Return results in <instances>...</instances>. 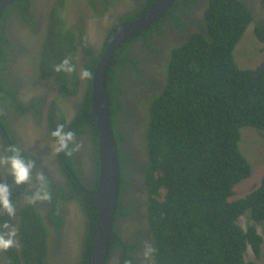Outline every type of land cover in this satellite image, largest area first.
I'll return each mask as SVG.
<instances>
[{
	"label": "trees",
	"instance_id": "1",
	"mask_svg": "<svg viewBox=\"0 0 264 264\" xmlns=\"http://www.w3.org/2000/svg\"><path fill=\"white\" fill-rule=\"evenodd\" d=\"M62 1L56 0L48 6L50 14L42 39L45 53L41 52L39 64V72L44 79L53 77L48 93L53 98L49 103L43 98L33 99L29 105L26 104L24 110L26 112L30 107L36 108L47 102V137L55 141L50 133L57 125L65 124L63 115L57 113L62 109L60 104L68 103L62 100L74 98L77 105L81 104L80 113L69 127L65 126V130L75 132L77 137L83 133L89 134L97 152L98 133L89 115L91 79L86 81L88 88L85 90L80 88L82 80L77 66L72 74L53 71V66L65 57H71L72 63L76 65L73 55L76 49L74 33L66 30V22L60 16L62 8L59 5ZM154 1L145 0L140 8L117 17L116 28L140 17ZM178 2H181L182 12L188 13L185 7L192 1L175 0L158 23L122 43L109 62L106 90L113 135L118 143L124 138L118 127L120 114L128 116L126 106L119 100V86L122 82L119 80L120 72H128L126 67H121L130 64L137 71L136 74L139 73L137 56L132 57L128 49L139 41L149 44L151 32L155 29L158 33L161 32L159 24L163 19H178L175 16ZM14 3L24 16L28 0ZM6 14L5 8L0 12V20ZM203 22L206 27L204 32L191 34L186 42L171 50L167 65L159 68V73L164 75L159 84L156 81L154 91L149 94L140 92L138 103H134L135 117L145 113L140 122L144 125L140 139V159L145 162L139 176L142 185L140 191L134 189L136 187L131 182L132 174L127 173V168L130 167L125 166L127 159L118 146L119 180L113 221L121 215H134L133 211L138 210L145 219L144 224L149 226L155 237L156 260L159 264H261L259 259L263 237L255 224L264 222V171L257 187L238 199L230 198L234 195V187L252 173L251 164L239 148L240 129H264V66L256 70H242L234 63L233 49L252 22V16L242 2L210 0ZM254 34L264 43V29L255 26ZM108 39L109 37L106 42ZM136 39L138 40L135 41ZM3 41L0 29V44ZM59 41L67 42L66 49L61 52L57 46ZM80 43L83 44V41ZM84 47L89 57L84 68L93 73L101 54L94 57L91 49L86 45ZM4 59L2 55L0 71L3 69L1 64ZM139 76L137 78L144 88L149 80L146 75ZM0 89L3 92L7 90L1 77ZM82 97V103H79ZM140 99L146 102L142 104L143 110L139 104ZM59 158L61 170L68 180L71 195L73 194L70 197L81 198L88 220L82 256L77 254L73 259L80 260L81 264H90L92 236L97 218L95 203L83 191L81 178L70 164L71 158L64 153H60ZM132 169L136 170L134 167ZM94 182L91 192L96 189L97 178ZM20 187L12 188V195ZM130 187H133L136 199L140 201L138 208L127 197H123L124 190H130ZM51 189L55 194L52 193L50 212L55 218L49 217L56 226L63 221V217L56 216L57 210L67 204L62 187L51 186ZM24 205L18 229L22 242L20 259L24 260V264H45L43 258L47 247V232L43 228L41 212L34 204L26 202ZM246 212L249 213L252 224L244 229L238 224V219ZM1 214L4 213H0V219ZM114 239L112 235L108 256ZM7 251L12 262L17 264L13 251ZM248 251H251L253 259L246 258Z\"/></svg>",
	"mask_w": 264,
	"mask_h": 264
},
{
	"label": "flooded vegetation",
	"instance_id": "2",
	"mask_svg": "<svg viewBox=\"0 0 264 264\" xmlns=\"http://www.w3.org/2000/svg\"><path fill=\"white\" fill-rule=\"evenodd\" d=\"M55 1L28 0V7L24 16L21 15V9L15 7L13 2L12 5L10 4L6 7L7 14L3 18L1 17L0 29L1 34L4 36V41L0 44V55H3L5 59L1 64L3 69L0 71V77L5 83L7 92H3L0 89V153L8 155L11 154L7 151L10 147L19 148L21 155L25 159L30 158L35 161L33 177H35L37 172H43L49 181L48 187L53 194H55V191L51 189V186L63 188V195L66 198L64 200L67 205H62L63 208L57 210L56 216L63 217V221L60 225H56L57 227L49 217L55 218L50 212L52 209L50 203L35 205L41 212L43 228L47 232L45 238L47 247L43 261L45 264H81L80 260L73 259L71 253L74 252V244H78L80 252L77 251L76 254H79L80 257L82 256L84 241L88 232V220L85 217L81 198L79 196L70 197L73 194L71 195L72 191L68 186V180L61 170L62 164L59 154L54 152L55 145L53 143L55 141L47 137L45 105L53 98L52 95H48L53 77L44 79L39 72L40 54L42 51L45 53L42 39L46 32L50 14L48 6ZM188 1H192L189 6L185 7L188 13L182 12L181 2H178L175 7V16L178 19H163L159 24L162 29L161 32L158 33L157 29L153 30L148 40L149 44L139 41L136 42L135 46L128 49V53L132 56L141 47L145 48L144 53L139 52L137 56L138 74H136L137 71L130 64H125L121 67H126L128 72H120L119 80L122 82L119 86V90H121L119 100L126 106L128 116L125 117L120 114L121 120L118 121V127L120 135H123L124 138L119 143H116L122 149V155L127 159L125 166L130 167L129 169L127 168V173L129 175L132 174L131 182L136 187L134 188L136 191L141 189L142 184L139 182V176L145 162L140 159V139L143 133L138 128L140 120L134 116L135 113L133 114L134 103L138 99L136 96L140 95V92L149 94L154 91L156 81L159 84V80L162 78L159 68L167 65L171 50L174 47L181 46L191 34L205 31L203 15L210 0ZM239 1L246 8L247 4L255 6L251 8V11L257 12V14L250 12L253 17L252 24L264 29V0ZM62 2L59 5L62 8L61 20L66 22L64 26L66 30L74 33V47L76 49L73 55L75 56L77 72H80V69L84 68V65L89 60L84 45L91 49L94 57H98L105 49L106 39L112 35L111 32L117 29L119 16H125L127 12L140 8L144 5L145 0H63ZM94 8L97 10L94 11ZM247 10L249 11L248 8ZM103 23H107L105 27H103ZM81 41H83V44L80 43ZM65 56L67 55L65 54ZM156 65L159 66L156 67ZM157 68L158 70H156ZM150 69H153L152 71H155L156 75L148 76L151 74L147 75L148 72L146 70ZM139 75H146L147 80H149L148 85L144 86V88L142 87V82L137 78H140ZM87 85L86 81H82L80 88L86 90L88 88ZM143 89L146 91H143ZM42 98L47 101L45 104L36 108L30 107L25 112L24 109L31 100ZM82 99L83 97L79 103H82ZM74 100V98L62 100L64 102L68 101L69 104H60L62 109L57 112L59 115H63L65 119L64 125L68 127L80 113L81 104L77 105ZM77 140L82 145L79 150L80 153H75L70 157V164L75 167L77 174L81 178L84 186L83 191L89 195L95 183L94 181L98 178V149L95 152V145L91 142L92 137L87 133L79 135ZM132 167L136 168V170L132 169ZM83 174H85L86 179ZM0 182L8 184L11 187L10 189L15 187L12 177L2 168H0ZM33 184H35L34 180ZM33 190L34 188L30 189L27 185H23L11 195L10 199H13L17 208L15 217L9 218L6 213L1 214L0 224L7 222L10 227L14 226L17 231L16 246L10 248L16 255L15 262L17 264H24V260L20 259L22 242L18 233L21 210L27 202L26 198L31 196ZM123 205L126 206V203ZM72 206L75 208L77 206L81 216L76 226L79 228L78 232L80 234L77 240L76 237L74 239L73 236H68L70 230L72 231L71 220H69L70 216L73 218ZM136 208H138V205ZM136 212L139 216H142L138 210ZM136 212H134V215L128 213L118 216L113 221L115 242L106 264H159L156 260V251L147 259L141 255L146 243L150 244L155 250L157 244L149 226L144 224L147 228L146 231L134 230L138 218H135ZM4 231H7V229H4ZM0 264H14L8 255V251L0 252Z\"/></svg>",
	"mask_w": 264,
	"mask_h": 264
},
{
	"label": "water",
	"instance_id": "3",
	"mask_svg": "<svg viewBox=\"0 0 264 264\" xmlns=\"http://www.w3.org/2000/svg\"><path fill=\"white\" fill-rule=\"evenodd\" d=\"M16 0H0V12ZM175 0H155L140 17L118 27L106 43L91 79L89 115L98 133V178L96 189L89 193L96 207V222L92 236L90 264H106L108 245L113 235V215L119 180L118 145L113 135L106 72L113 53L131 37L162 18ZM1 56V55H0Z\"/></svg>",
	"mask_w": 264,
	"mask_h": 264
},
{
	"label": "clouds",
	"instance_id": "4",
	"mask_svg": "<svg viewBox=\"0 0 264 264\" xmlns=\"http://www.w3.org/2000/svg\"><path fill=\"white\" fill-rule=\"evenodd\" d=\"M53 71L56 73L72 74L76 71V65L72 63L71 57H65L58 64L53 66ZM92 77L93 73L91 71L83 67L80 69L79 78L82 81L90 80ZM50 136L55 140V154L64 153L65 156L72 157L82 146L77 140L76 133L71 130L66 131L64 124L57 125L50 133ZM7 151L11 154L6 155L0 153V168L4 169L5 172L12 177L15 186L19 187L27 185L30 189L34 188L31 196L26 198L27 203L34 205L39 203H51L52 192L48 187L49 181L45 174L43 172H37L35 177H33L35 161L30 158L25 159L21 155L19 148L10 147ZM33 180L35 181V184H33ZM11 195L10 186L6 183L0 182V213H6L9 218L15 217L17 212L16 205L13 200L10 199ZM24 206L25 205H23V207ZM36 209L39 211V208L36 207ZM259 224L262 223L255 224L256 228ZM4 229H7V231H4ZM16 235L17 231L14 226L10 227L7 222L0 224V252H5L16 246ZM154 251L155 249L150 244L146 243L141 255L147 259L154 253Z\"/></svg>",
	"mask_w": 264,
	"mask_h": 264
},
{
	"label": "rangeland",
	"instance_id": "5",
	"mask_svg": "<svg viewBox=\"0 0 264 264\" xmlns=\"http://www.w3.org/2000/svg\"><path fill=\"white\" fill-rule=\"evenodd\" d=\"M252 7L255 6L247 4V8L249 9V11L253 14H257V12L251 11ZM106 24L107 23H103V27H105ZM254 25L251 23L247 27L240 41L236 44L232 52L234 63L239 69L242 70H247V69L256 70L264 66V44H262L254 35V27H255ZM57 46L61 52L63 49L64 50L66 49L67 42L59 41ZM144 51L145 48L141 47L139 51L135 52V55L138 56L139 52L144 53ZM159 71H161V69H159ZM146 72H148L147 75L155 74V71H152V69L146 70ZM163 75L164 73L161 74V76ZM136 97L139 99L138 95ZM138 99L135 101L136 103H138ZM143 103L146 102L140 99L139 104L142 110H143L142 108ZM135 105L137 106L138 104ZM144 117H145V113L144 114L141 113V115H139V117L137 118L141 122L144 119ZM138 128L142 130V133L144 132V125L142 123H140ZM53 144L55 145V143ZM239 148L240 151L244 154V156L248 159L249 163L251 164L252 173L249 178L241 181L239 184H237L234 187V195L230 198L231 200L238 199L244 196L246 192H249L250 189L257 187V185H259L260 183V179L264 171V129L257 130L252 127H242L240 129ZM83 177L85 178V174H83ZM125 196L128 198L130 202L134 203L135 206L139 205L138 203H140V201L136 199L137 195L134 193L133 187H130V190L129 189L128 190L126 189V191L124 190L123 197ZM71 211L73 214V218H71L70 216L69 220H71L72 231L70 230L68 236L69 237L73 236V238L76 237L77 240V238L80 237V234L78 232L79 228L76 226H77V221H79V218L81 216L79 214V210L77 209V206L76 208L72 206ZM135 218H137L138 223L136 222V227L134 230L146 231L147 228L143 225L145 219L142 216H139L137 212ZM238 224H240L243 228H245L248 224H252L251 220L249 219V213L246 212L244 215H242L238 220ZM257 229L264 239V223L259 224L257 226ZM77 251L80 252V246L78 244L77 245L74 244V252L72 251L73 253H71L72 257L77 255L76 254ZM261 251L262 254L259 259V262L261 264H264V241L261 246ZM246 258L253 259V255L251 251L247 252Z\"/></svg>",
	"mask_w": 264,
	"mask_h": 264
},
{
	"label": "bare ground",
	"instance_id": "6",
	"mask_svg": "<svg viewBox=\"0 0 264 264\" xmlns=\"http://www.w3.org/2000/svg\"><path fill=\"white\" fill-rule=\"evenodd\" d=\"M64 114H65V113H64ZM40 209H41V208H40ZM45 222H46V220H45ZM65 233H66V232H65ZM80 233H81V231H80ZM62 238H63V237H62ZM62 238H61V239H62ZM55 240H56V239H55Z\"/></svg>",
	"mask_w": 264,
	"mask_h": 264
}]
</instances>
